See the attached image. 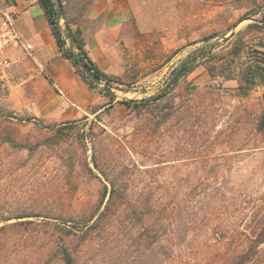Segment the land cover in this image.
I'll use <instances>...</instances> for the list:
<instances>
[{
    "label": "rangeland",
    "instance_id": "obj_1",
    "mask_svg": "<svg viewBox=\"0 0 264 264\" xmlns=\"http://www.w3.org/2000/svg\"><path fill=\"white\" fill-rule=\"evenodd\" d=\"M131 5L152 42L161 37L166 85L183 62L198 54L172 92L185 116L191 107L187 124L178 121L146 137L139 130L145 115L121 102L110 103L77 119L48 122L39 117L42 125H53L64 135L61 145L34 150L48 131L26 119L31 113L14 109L3 76L10 63L0 67V218L39 210L49 216L9 219L8 224L33 223L0 232V264L31 262L49 234L62 235L63 218L91 212L105 182L92 165L94 155L107 170L132 173L131 188L157 194L169 189L181 223L170 263L162 246L143 248L134 217L117 220L107 235L85 243L79 254L83 262L213 264L222 253L238 250L244 234L264 218V130L252 129L254 118L264 114V85L255 84L244 95L235 92L242 62L264 61V27H247L262 23L237 20L262 18L264 0H131ZM237 47L240 53L234 56ZM188 124H194V136ZM9 139L29 143L31 151L5 143ZM76 159L80 164L69 167ZM253 264H264V243Z\"/></svg>",
    "mask_w": 264,
    "mask_h": 264
},
{
    "label": "trees",
    "instance_id": "obj_2",
    "mask_svg": "<svg viewBox=\"0 0 264 264\" xmlns=\"http://www.w3.org/2000/svg\"><path fill=\"white\" fill-rule=\"evenodd\" d=\"M94 0H37L42 8L44 16L50 26L52 36L54 37L56 46L65 59L69 60L75 71L80 75L84 83L92 89L105 94L110 101L114 100L113 93H109L102 86L93 82L85 75L77 61L80 57L82 61L102 80V82L114 87L116 78H112L103 73L89 57L85 49V39L83 35V23L91 10ZM57 2L61 6L60 23L57 24ZM250 16H243L237 22ZM264 18V15L262 16ZM235 25V24H234ZM264 27V24L250 23L247 27ZM230 30V28H229ZM238 49V50H237ZM233 52L234 56H239L240 50L237 47ZM204 55V54H202ZM197 55L183 62L173 77L169 80L165 90L152 95L148 98L140 100L124 99L120 102L127 107L135 110L139 115H145L140 125V133L145 136L159 133L163 126H175L176 123H186L187 117H190V106L184 110L187 116L181 112V107L176 105L172 92L179 84V79L193 68L191 62ZM190 63V64H188ZM186 67V68H185ZM185 68L184 72L172 82L174 76ZM214 75V74H213ZM264 85V61L256 59H248L242 62L238 70V85L235 89L237 95L246 94L249 89L255 85ZM194 89V86L191 87ZM185 117V118H184ZM28 121L48 131V136L42 142H37L34 146L36 150L39 146L46 147L48 145H58L63 140V135L58 128L53 125L44 126L40 120L34 116H28ZM24 120V119H23ZM189 125V124H188ZM188 129L191 136L195 135L194 124L189 125ZM187 129V128H186ZM252 129L255 133L264 130V114L260 113L253 120ZM5 143L17 147L18 149H27L31 151L29 143L18 142L15 139H9ZM61 145V144H60ZM176 157V156H175ZM172 158L171 160H176ZM167 161V160H166ZM166 161H160L164 163ZM80 164V160H72L69 167H75ZM106 164V163H105ZM92 165L96 171L103 177L104 183L100 192L97 205L86 213L82 211L75 214H68L63 218L62 235L54 236L49 234L46 238L45 246L41 254L34 258L31 262L24 264H89L79 260L81 248L85 243L98 238V240L110 231L111 227L117 220L129 219L134 217L140 223L141 237L144 241L143 248L154 250L156 246H162L165 250V261L170 263L174 261L173 250L178 245L177 231L181 220V212L179 210L176 196L172 195L169 189H165L159 194L154 190L146 188H131L130 183L132 173L114 172L107 170L103 163L96 159L95 155L92 159ZM126 166H123V168ZM91 175H95L91 168H88ZM38 212H21L17 216L0 218V232L17 224H31L32 220H22L8 224L11 218L19 219L26 217H49ZM59 216H61L59 214ZM192 220H186L187 225ZM190 231H193L190 230ZM244 240L238 250H231L222 253L219 260L213 264H253L258 253L259 246L264 243V218L260 220L257 227L251 234H244ZM172 248V249H171ZM169 251V253L167 252ZM91 264V263H90Z\"/></svg>",
    "mask_w": 264,
    "mask_h": 264
},
{
    "label": "crops",
    "instance_id": "obj_3",
    "mask_svg": "<svg viewBox=\"0 0 264 264\" xmlns=\"http://www.w3.org/2000/svg\"><path fill=\"white\" fill-rule=\"evenodd\" d=\"M10 1L7 6L13 13V24L25 46L10 52V65L3 72L16 111L57 122L165 90L161 37L152 42L131 0H94L82 26L89 57L103 73L117 79L113 101L89 88L70 61L62 57L37 0ZM162 43L165 45L164 40Z\"/></svg>",
    "mask_w": 264,
    "mask_h": 264
},
{
    "label": "built area",
    "instance_id": "obj_4",
    "mask_svg": "<svg viewBox=\"0 0 264 264\" xmlns=\"http://www.w3.org/2000/svg\"><path fill=\"white\" fill-rule=\"evenodd\" d=\"M12 17L13 13L5 5V0H0V67L3 68L10 63V52L24 46Z\"/></svg>",
    "mask_w": 264,
    "mask_h": 264
},
{
    "label": "water",
    "instance_id": "obj_5",
    "mask_svg": "<svg viewBox=\"0 0 264 264\" xmlns=\"http://www.w3.org/2000/svg\"><path fill=\"white\" fill-rule=\"evenodd\" d=\"M60 18H61V6H60V3L57 2V20H56V23L59 24L60 23ZM245 19H251L252 21L254 22H259V23H262L264 24V18H254V17H247ZM234 35V32H231L230 33V36H233ZM77 61L80 65V68L83 70V72L85 73L86 76H88L93 82L99 84L100 86L103 87V89L109 93H112L113 90L112 88H110L109 86L105 85L102 80L99 78V76H97L83 61L80 57H77ZM186 68V67H185ZM185 68L181 69L175 76L174 78L172 79V82H174L178 77L179 75H181Z\"/></svg>",
    "mask_w": 264,
    "mask_h": 264
}]
</instances>
